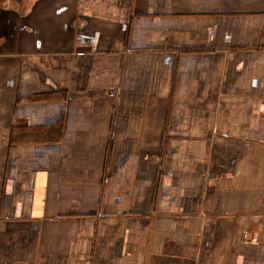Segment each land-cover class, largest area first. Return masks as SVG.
Segmentation results:
<instances>
[{"label": "crops", "instance_id": "crops-1", "mask_svg": "<svg viewBox=\"0 0 264 264\" xmlns=\"http://www.w3.org/2000/svg\"><path fill=\"white\" fill-rule=\"evenodd\" d=\"M0 264H264V0H0Z\"/></svg>", "mask_w": 264, "mask_h": 264}]
</instances>
